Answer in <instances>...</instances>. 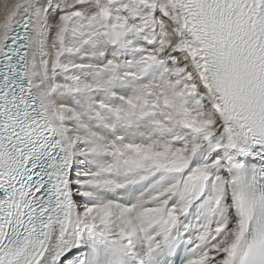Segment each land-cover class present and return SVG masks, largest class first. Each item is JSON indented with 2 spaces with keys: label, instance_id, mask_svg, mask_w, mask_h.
Instances as JSON below:
<instances>
[{
  "label": "snow or ice",
  "instance_id": "snow-or-ice-1",
  "mask_svg": "<svg viewBox=\"0 0 264 264\" xmlns=\"http://www.w3.org/2000/svg\"><path fill=\"white\" fill-rule=\"evenodd\" d=\"M0 264H264V0H0Z\"/></svg>",
  "mask_w": 264,
  "mask_h": 264
}]
</instances>
